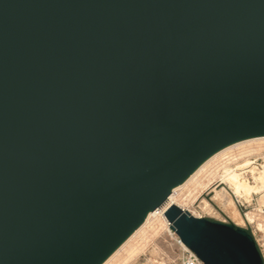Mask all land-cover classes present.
Returning a JSON list of instances; mask_svg holds the SVG:
<instances>
[{
    "label": "water",
    "instance_id": "1",
    "mask_svg": "<svg viewBox=\"0 0 264 264\" xmlns=\"http://www.w3.org/2000/svg\"><path fill=\"white\" fill-rule=\"evenodd\" d=\"M258 135L264 0H0V264H100ZM164 216L203 264H263L243 229Z\"/></svg>",
    "mask_w": 264,
    "mask_h": 264
},
{
    "label": "rangeland",
    "instance_id": "2",
    "mask_svg": "<svg viewBox=\"0 0 264 264\" xmlns=\"http://www.w3.org/2000/svg\"><path fill=\"white\" fill-rule=\"evenodd\" d=\"M231 155L230 157L227 156L225 160H217L211 164V168L199 175L198 179L202 183L199 186L200 188L198 185L193 184L184 188L178 194V201L195 218L232 224L237 228L245 230L253 238L264 264V205L259 204V200L263 194L253 195L248 201L244 198H236L232 194V190L222 182L221 178L222 168L225 167L239 174L241 181L253 185L257 173L264 171V148L255 152L249 151L245 154H240L239 150H235ZM215 170L217 171L215 172ZM217 192L218 195L221 194L224 198L215 197ZM228 200L232 201L233 207L228 205ZM234 211L237 212L240 221L235 220ZM247 216L252 218L251 222L253 224L246 219ZM157 225L159 223L147 227L141 236L133 242L132 246L122 252L120 257L112 264H177L179 252L169 237L168 228L160 225L158 228ZM166 255L169 256L167 257Z\"/></svg>",
    "mask_w": 264,
    "mask_h": 264
},
{
    "label": "bare ground",
    "instance_id": "3",
    "mask_svg": "<svg viewBox=\"0 0 264 264\" xmlns=\"http://www.w3.org/2000/svg\"><path fill=\"white\" fill-rule=\"evenodd\" d=\"M264 148V135H258L255 137L250 138H243L239 141H236L232 144L224 146L206 158H204L180 183L174 185L169 190V195L166 202L158 209L154 211H148L141 222L133 229L129 235H127L102 261L100 264H112L115 260H117L121 253L124 252L127 248H130L133 242L141 236V234L146 230L147 227L154 226L155 224L159 223L160 226L164 228H168L169 224L165 219V212L171 207L176 206L183 211H187L178 201L179 192L182 191L184 188H187L190 185H198L201 186L202 183L200 182L199 175L206 171L207 169L211 168V164L216 162L217 160H225L227 156H232L231 154L235 150H239L240 154H245L247 152H255ZM252 150V151H251ZM220 161V162H221ZM237 168V167H236ZM222 182H224L227 187L232 190V194L236 198H244L245 200H249L253 195H261L259 200L260 205H264V171H260L257 173V177H255L254 184L249 185L244 181H241L240 175L237 174L234 170L226 169L225 167L222 168ZM217 170H215L216 172ZM251 171V170H250ZM207 174V173H206ZM215 175V174H214ZM214 179V177H213ZM246 180V179H245ZM211 182V181H210ZM209 182V183H210ZM207 183V182H206ZM223 184V183H222ZM200 188V187H199ZM216 190V189H215ZM217 198L223 197V195H215ZM228 197V196H227ZM224 198V197H223ZM219 200V199H217ZM243 200V199H242ZM244 200V201H245ZM189 201V200H188ZM187 201V202H188ZM194 204V203H193ZM223 204V203H221ZM249 204V203H248ZM204 205V204H203ZM228 205L233 207V203L231 200H228ZM193 206V205H192ZM227 206V204H226ZM188 209V208H187ZM260 212V211H259ZM190 213V212H189ZM257 213V211H256ZM251 214V213H250ZM196 215V214H195ZM193 216V215H191ZM235 220L240 221L239 216L236 211H234ZM246 219L248 221H252L250 216H247ZM262 219V218H260ZM257 222V221H256ZM252 223V222H251ZM253 224V223H252ZM157 225V227L159 226ZM262 226V225H261ZM159 228V227H158ZM157 231V229H156ZM154 232V231H153ZM154 234V233H153ZM166 234V233H165ZM167 235V234H166ZM159 236V235H158ZM158 238V237H157ZM162 238V236H161ZM139 242V241H138ZM159 243V242H158ZM161 243V241H160ZM154 245V244H153ZM160 245V244H157ZM164 245V244H163ZM168 245V244H167ZM170 246V245H169ZM156 247V246H155ZM162 247V246H161ZM164 247V246H163ZM166 248V247H164ZM163 248V250H164ZM148 252V251H147ZM151 252V251H149ZM170 252V251H169ZM156 253V252H155ZM153 254V253H152ZM158 255V254H157ZM154 256V255H153ZM167 256V255H166ZM169 256V255H168ZM167 256V257H168ZM151 257V256H150ZM171 257V256H170ZM158 258V256H157ZM162 259V257H161ZM166 260V259H165ZM168 260V259H167ZM161 261V260H160ZM122 262V261H121ZM166 262V261H164ZM170 262V261H169ZM172 262V261H171ZM153 263V262H152ZM157 264V263H156ZM168 264V263H167Z\"/></svg>",
    "mask_w": 264,
    "mask_h": 264
},
{
    "label": "built area",
    "instance_id": "4",
    "mask_svg": "<svg viewBox=\"0 0 264 264\" xmlns=\"http://www.w3.org/2000/svg\"><path fill=\"white\" fill-rule=\"evenodd\" d=\"M168 233L179 252L177 264H203L193 252L182 244L176 233L171 229L170 225L168 226Z\"/></svg>",
    "mask_w": 264,
    "mask_h": 264
}]
</instances>
